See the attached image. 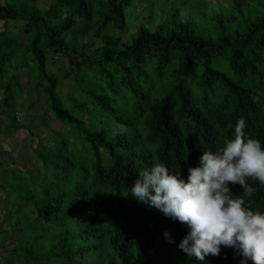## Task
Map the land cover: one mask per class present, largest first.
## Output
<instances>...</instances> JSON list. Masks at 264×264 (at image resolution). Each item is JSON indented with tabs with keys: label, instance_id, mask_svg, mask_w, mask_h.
<instances>
[{
	"label": "trees",
	"instance_id": "obj_1",
	"mask_svg": "<svg viewBox=\"0 0 264 264\" xmlns=\"http://www.w3.org/2000/svg\"><path fill=\"white\" fill-rule=\"evenodd\" d=\"M36 2H0V22L22 21L26 35L24 42L0 34L2 107L13 112L21 84L13 73L6 82V65L14 62L10 68H16L21 53L48 111L75 135L54 136L63 162L37 154L53 181L41 194L35 185L26 201L17 200L35 208L34 218L21 229L29 239L6 264H48L55 258L71 264L77 254L69 247L73 231L110 253L101 264H202L179 248L188 228L132 198L131 184L140 169L155 163L187 177L203 150L215 151L232 138L229 125L240 117L246 134L264 142V0H230L209 18L205 12L199 19L181 18L173 11L154 27L140 23L128 41L123 34L136 0H51L46 10ZM50 54L68 59L66 77L82 98L60 97L58 78L48 71ZM11 122V129L25 128L15 117ZM248 182L256 189L253 196L239 184L230 185L231 194L264 211V186ZM53 227L61 230L52 234ZM206 259L241 264L243 257L222 247L219 256Z\"/></svg>",
	"mask_w": 264,
	"mask_h": 264
},
{
	"label": "rangeland",
	"instance_id": "obj_2",
	"mask_svg": "<svg viewBox=\"0 0 264 264\" xmlns=\"http://www.w3.org/2000/svg\"><path fill=\"white\" fill-rule=\"evenodd\" d=\"M23 1L0 0L1 3ZM183 1L136 0L134 8L130 11L129 30L123 34L124 41H128L130 36L137 32L140 23L154 27L155 24L166 21L173 11L180 12L181 18L199 19L202 12H205L204 14L209 18L212 12H218L221 8L226 9L230 5V0H202L207 5H202L200 8L199 0L187 1L188 5H184ZM36 4L40 9L46 10L51 5V0H37ZM24 26L25 23L22 21L0 22V34L4 32L25 42ZM110 33L118 34L115 30ZM89 40L90 37L85 39V41ZM97 43L99 45L100 41L98 40ZM18 60L20 63L16 65V68L14 65L10 68L14 62H9L6 65L10 70L6 82L10 81V75L13 73L18 76L21 84V88L19 91L17 90L11 102L13 112H6L2 107L3 94L0 92V231L3 232L0 238V264H6L5 259L10 256L12 250L19 248L30 237L29 232H22L21 229L25 222L29 221L30 216L34 218L35 208L31 204L17 202V200L26 201L23 200V197L33 194L35 185L38 188V193L41 194L42 189L47 188L53 181L50 179L47 167L43 166V159L39 160L40 155L50 158L51 154V157L55 156L56 159L63 162L64 158L57 156L59 143L56 144V147L54 146V136L56 133H60L61 138L63 137L61 133L69 138L75 135L73 129L56 120L48 111L43 91L36 87L35 72L26 65L21 53L18 55ZM48 71L58 78L60 97L65 100L70 97L82 98V95L74 87L72 79L66 77L68 71L66 57L50 54ZM86 82L88 83V80ZM14 117L16 123L25 128L17 130V127H14L11 129L13 127L11 119ZM48 147L50 148L48 149ZM44 148L47 150L43 153L41 151ZM75 150L79 152L81 147L75 146ZM50 160L56 163L53 158ZM57 182L56 179L53 186H56ZM62 185L66 184L62 183ZM18 219L22 221L19 226L16 225ZM80 227L79 230L83 229L84 225L80 224ZM60 230L58 227H53L52 234ZM39 232L43 233V229L40 228ZM78 232L80 236L82 235L80 231H73L72 235L75 236V240L70 239L69 247L72 248V251L77 252L72 258L71 264H101V259L105 262L111 259L108 251L93 245L94 240L83 242L78 237ZM112 255L114 256V253ZM52 261L48 264H70L56 258Z\"/></svg>",
	"mask_w": 264,
	"mask_h": 264
},
{
	"label": "clouds",
	"instance_id": "obj_3",
	"mask_svg": "<svg viewBox=\"0 0 264 264\" xmlns=\"http://www.w3.org/2000/svg\"><path fill=\"white\" fill-rule=\"evenodd\" d=\"M246 126L244 117L229 125L232 138L215 151L203 150L187 177L155 163L140 169L131 184L132 198L188 228L179 248L202 264L219 256L222 247L237 249L241 264H264V211L246 206L230 187L239 184L251 197L256 189L249 178L264 186V142L248 136Z\"/></svg>",
	"mask_w": 264,
	"mask_h": 264
}]
</instances>
